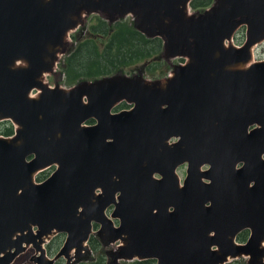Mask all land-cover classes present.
<instances>
[{
	"label": "water",
	"instance_id": "water-1",
	"mask_svg": "<svg viewBox=\"0 0 264 264\" xmlns=\"http://www.w3.org/2000/svg\"><path fill=\"white\" fill-rule=\"evenodd\" d=\"M191 1L0 0V121L18 126L0 137V264L30 246L38 255L19 264H55L44 248L55 231L67 233L57 258L70 260L87 249L94 224L104 244L121 241L115 261L249 255L263 264L264 60L254 62L253 47L264 41V0H215L192 14ZM92 13L132 14L143 34L163 39L167 60L185 62L154 82L117 74L46 85L70 32ZM124 100L132 109L112 112ZM246 228L250 239L236 243Z\"/></svg>",
	"mask_w": 264,
	"mask_h": 264
},
{
	"label": "rangeland",
	"instance_id": "rangeland-1",
	"mask_svg": "<svg viewBox=\"0 0 264 264\" xmlns=\"http://www.w3.org/2000/svg\"><path fill=\"white\" fill-rule=\"evenodd\" d=\"M215 3V0L208 6L211 8L213 4ZM207 8V7H206ZM207 8V9H209ZM206 9L203 8H194L192 5L190 6V12L191 14L194 12H203ZM104 15L102 14H97V13H92L86 17H83L82 23L78 26L76 30H73L70 32L69 35V48L68 51L61 53L60 57L58 59V62L55 66L56 71L52 73H45L43 76V81L46 85L50 87H55L57 85L65 88V89H70L81 83L82 81H94L99 78H94V77H87V78H82V79H74L70 81L65 73L64 68H62V64L66 63V58L68 57L71 52L79 46V44L84 41L86 38H89L90 35L87 33L88 30L93 33V30H95V27H100L101 25L99 24L100 18H103ZM104 19V18H103ZM133 16L127 15L123 19L117 20V22H125L128 24L129 27L132 29H137L140 31L136 25H135V19L133 20ZM106 20V19H105ZM103 21V20H102ZM107 23H109L106 20ZM117 22L113 23L111 25L112 29H115L117 27ZM86 29V30H85ZM85 30L86 33H83L79 39V33L81 31ZM97 36V35H96ZM147 37V36H146ZM148 39L153 40L152 43L147 44V47H155L157 48V52H155L151 57H146V58H140L137 59L135 62H132L130 64H125L123 65L120 70L119 69H110L109 76H115L117 74L123 75L126 74L128 76H133L137 73L140 72V70H144V77L148 81H156L158 79H162L164 77H168L174 68L175 65L183 63L185 60H182V58L176 57L167 60L163 55L164 52V43L163 40L160 37L157 38H150L147 37ZM247 38V26H242L240 27L236 34L234 35L232 39V43L236 46H241L243 43L246 41ZM264 59V41L261 43L257 44L255 46V52H254V60L259 61ZM145 65V66H144ZM107 69V70H109ZM123 71V72H122ZM108 74V73H107ZM38 90H34V94L37 95ZM124 104V105H123ZM114 109V111L121 110L123 107L127 108L125 105V102H122ZM13 127V132L11 135H5V131L7 128ZM16 127H18L16 124H14L11 120L4 119L0 121V137H13L15 136V130ZM10 130V129H8ZM56 165L51 166L49 168H46L38 173L35 174V179L34 181L40 182L43 181L45 178L49 177L56 169ZM178 174L181 179H183L186 175L187 171V166L183 165L179 167L177 170ZM116 224H118V221L116 220ZM99 228V225L95 226V230ZM247 231V230H246ZM244 231L242 232L238 238V242H243L247 237L248 233ZM67 235L65 233H60L55 231V233L46 240V253L49 258H53L55 260V264H156L155 260H144L139 258H133V259H125L121 258L115 261V255L114 252L118 250L119 244H121V241L117 242H112L108 244H104L102 240L97 236V232L92 235L91 240L87 243V249L84 250V252L78 256H76L75 251L73 250L72 253L70 254V257L72 259L68 260L66 257H59L57 258L58 252L61 250V248L64 246L65 241H66ZM97 242V246L94 247L93 241ZM264 247V246H263ZM32 248L30 251H26L24 255L18 257L15 261L14 264H19L25 260H28L32 255H34L35 250ZM250 259L245 257V256H236L230 260L229 263L227 264H249ZM263 264H264V257L262 259Z\"/></svg>",
	"mask_w": 264,
	"mask_h": 264
},
{
	"label": "trees",
	"instance_id": "trees-1",
	"mask_svg": "<svg viewBox=\"0 0 264 264\" xmlns=\"http://www.w3.org/2000/svg\"><path fill=\"white\" fill-rule=\"evenodd\" d=\"M212 2L213 0H192L191 5L194 8L205 9ZM97 25L101 26L95 27L93 33L88 30L90 37L82 41L68 55L66 63L61 65L70 81L77 78L80 80L87 77H103L109 75L110 69L121 71L123 65L142 57H151L157 52V48L147 47L153 40L148 39L137 29H132L133 27H129L125 22H117V27L112 29V24L100 18ZM11 128L13 129L7 128L5 135L12 134Z\"/></svg>",
	"mask_w": 264,
	"mask_h": 264
},
{
	"label": "flooded vegetation",
	"instance_id": "flooded-vegetation-1",
	"mask_svg": "<svg viewBox=\"0 0 264 264\" xmlns=\"http://www.w3.org/2000/svg\"><path fill=\"white\" fill-rule=\"evenodd\" d=\"M97 14H99V13H97ZM103 15V14H102ZM104 17H106L105 15H104ZM107 18V17H106ZM109 19V18H108ZM117 20V19H116ZM116 20H114V21H110L109 20V22H110V24H113V23H115L116 22ZM86 30V29H85ZM85 30H83L81 33H80V36H79V38L81 37V35H83V33H86V31ZM123 72V71H122ZM124 74V73H123ZM137 74H142L143 76H144V70H140V72L139 73H137ZM137 74H135V76H137ZM124 75H126V74H124ZM128 76V75H127ZM132 77H134V75L132 76ZM247 232H248V235L250 234V232H249V230H247ZM92 238V237H91ZM247 240H248V238H246ZM91 240V239H90ZM246 240V241H247ZM94 245V247H96L97 246V242L94 240L93 242H92ZM262 245L264 246V241L262 242ZM34 248V247H33ZM32 249V248H31ZM30 249V250H31ZM29 250V251H30ZM28 251V250H27ZM34 251V250H33ZM23 255H24V253H23ZM22 255H20V257H21ZM244 256V255H243ZM31 258H33V256H31L28 260H25V261H27V262H29L30 261V259ZM248 258V257H247ZM17 259V258H16ZM16 261V260H15ZM24 262V261H23Z\"/></svg>",
	"mask_w": 264,
	"mask_h": 264
},
{
	"label": "bare ground",
	"instance_id": "bare-ground-1",
	"mask_svg": "<svg viewBox=\"0 0 264 264\" xmlns=\"http://www.w3.org/2000/svg\"><path fill=\"white\" fill-rule=\"evenodd\" d=\"M254 52H255V46L253 47V54H254ZM253 60H254V59H253ZM251 63H253V61L248 62V64H251ZM248 64H247V65H248ZM30 95H31V96H32V95L36 96V94H34V91L31 92ZM41 171H42V170H41ZM228 258H229L228 260H232V258H234V257L229 256Z\"/></svg>",
	"mask_w": 264,
	"mask_h": 264
}]
</instances>
